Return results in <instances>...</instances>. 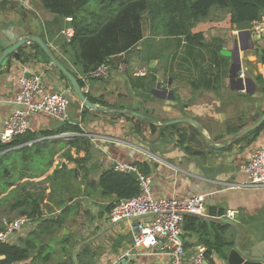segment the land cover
Instances as JSON below:
<instances>
[{
  "label": "crops",
  "instance_id": "obj_1",
  "mask_svg": "<svg viewBox=\"0 0 264 264\" xmlns=\"http://www.w3.org/2000/svg\"><path fill=\"white\" fill-rule=\"evenodd\" d=\"M155 11L156 8L153 14H159L155 22H150L149 17L145 21L141 18L142 35L138 43L107 59L111 66L109 78L87 82L86 96L104 108V112L89 109L85 112L68 81L61 78L53 64H45L40 59L31 43L16 50L19 58L11 54L6 57L0 64V131L2 121L16 107L11 101L19 90L18 80L37 74L45 90L61 92L68 99L66 124L78 126L83 133L77 135L88 141L87 153L81 148L77 154L82 160L73 187L79 189L80 194L72 200L69 198L68 202L77 203L81 207L79 214L83 216L82 209L88 210L89 230L98 228L99 233L108 226L106 206L117 201L114 195L103 194L98 188L103 171L114 163L144 164L155 198L203 195L207 216L217 217L208 212L222 213L221 217L227 211L234 212L231 218L234 226L226 225L223 231L218 230L229 245L217 250L203 243L197 233L183 230L181 238L187 251L204 245L210 252L211 264H224L228 250L236 244L252 257H264V188L244 186L247 177L243 171L252 151L264 147V35L256 38L250 33V41L245 36L240 40L241 46L252 45L250 49L239 50L238 76L242 72L240 78L247 80L245 91H242L230 83L231 58L220 52L232 51L237 32L246 29L233 25L230 36L223 27L209 29L203 33L201 43L195 45L187 41L186 34H175L176 23L170 15L174 17L177 13L172 5ZM224 11L213 7L207 19L221 18ZM66 28H71L70 22L46 11L39 0H0V48H8L22 37H38L65 69L78 78L85 73L77 63V49L68 45L61 34ZM156 44L163 50L151 49L145 53L147 46ZM121 63L128 67H146L149 71L143 77H135L130 68L120 71ZM164 90L170 92L172 98H161ZM124 110L144 116L145 119L140 120L154 125L155 132L145 124L140 125L138 133L135 122L124 117L129 115L123 113ZM261 118L259 126L249 131L248 128ZM171 121H175L171 125L176 127L163 131L164 124ZM63 124L39 113L30 116L29 131H56ZM180 132L186 135L182 144L179 143ZM252 133L255 137L249 140ZM64 136L74 135L64 133L45 138ZM42 139L41 136L37 138ZM72 152L75 154L74 150ZM48 174L25 178L17 184L25 180L42 181ZM40 183L45 194L48 193V183ZM38 222L34 220L25 237ZM66 224L54 235L41 237V244L44 239H51L55 243L54 252L58 253L56 258L50 256L45 264H73L57 250ZM133 225V221L121 223L86 244L92 251L87 264H161L157 255L136 249L131 251ZM211 229L214 234L215 230ZM78 240L74 238L75 242ZM210 240H214L212 234ZM125 251L130 254L124 257ZM35 256L33 251L31 258ZM37 259V264H44L41 256Z\"/></svg>",
  "mask_w": 264,
  "mask_h": 264
},
{
  "label": "trees",
  "instance_id": "obj_2",
  "mask_svg": "<svg viewBox=\"0 0 264 264\" xmlns=\"http://www.w3.org/2000/svg\"><path fill=\"white\" fill-rule=\"evenodd\" d=\"M39 2L49 13L60 18H71L73 36L68 45L77 49V63L80 64L83 73L95 69L107 62L112 55L125 52L138 43L141 38L140 14L144 11L148 12L150 22H155L159 15L158 9L172 5L177 13L174 17L170 15V19L176 23L175 34H186L187 41L195 45L201 43L203 33L209 29L223 27L230 36L233 25L238 29H247L252 22L259 20L264 14V0H160L159 2L39 0ZM213 7L225 10V15L221 18L207 19ZM154 8L157 14H153ZM31 46L36 53L37 45L31 44ZM60 76L67 82L64 75L60 74ZM77 80L80 86H83L78 78ZM86 98L95 103L90 97L86 96ZM83 109L85 112L88 111L85 107ZM124 117L135 122V130L138 133L141 131L140 125L147 124L131 115ZM147 125L151 132H155L154 125L151 123ZM175 127L176 125L165 126L162 130ZM64 133H72L74 136L45 138ZM82 133L78 126L64 123L56 131L39 133L28 131L16 137L11 143L0 145V195L6 193L0 200H11L12 211L39 221L37 227L27 237L21 239L19 244L0 246L2 257L0 264H37V257L46 251L45 245L41 244V237L54 235L64 227L69 217L80 212L81 207L73 201L68 202L67 197L71 200L74 198L73 182L79 177V165L82 160L77 155L78 151L82 148L87 153L88 150L87 139L78 136ZM40 136L43 139L37 140ZM185 138V133L180 132L179 143L182 144ZM72 164L75 167L70 166ZM137 168L142 174L147 175V167L144 164H137ZM46 173L49 174L43 182L48 183L47 194L44 192L45 189L35 187L30 181L25 180L17 184L25 178L33 179ZM13 186L15 187L12 188ZM98 188L103 194L114 195L117 200L131 198L139 191L134 173H117L110 168L100 175ZM112 206L113 204L106 206V211L108 212ZM208 214L217 217L222 215V213L209 212ZM211 228L215 230L214 234ZM226 228L224 224L190 215L184 216L182 224V230L197 233L203 243L217 250L229 245L221 237L222 232H218L219 229L223 231ZM211 234L214 238L212 242ZM58 244L60 254L72 263L68 254L75 243L70 241V235L62 236ZM33 251L36 252V256L31 258ZM80 253L82 255L76 254L77 264H87L88 262L81 259V256L91 257L88 255V247L84 246ZM209 254L210 252L207 251L206 258L208 264H211L208 259ZM50 256L49 252L45 253L41 257V262L47 263Z\"/></svg>",
  "mask_w": 264,
  "mask_h": 264
},
{
  "label": "built area",
  "instance_id": "obj_3",
  "mask_svg": "<svg viewBox=\"0 0 264 264\" xmlns=\"http://www.w3.org/2000/svg\"><path fill=\"white\" fill-rule=\"evenodd\" d=\"M65 20L70 22L71 18L66 17ZM246 30L253 35H264V14ZM61 34L69 42L73 30L66 28ZM118 68L120 71H127L130 68L135 77H143L149 71L146 67H128L126 63H121ZM110 73L111 66L107 62L100 64L78 77L83 85L81 89L85 93L86 84L90 79H108ZM240 77H243L242 72ZM18 85L19 90L11 101L16 107L2 121L0 145L9 144L16 137L28 132L29 118L32 115L43 113L59 123H66L68 120V99L61 92L45 90L39 75L23 76L18 80ZM110 169L117 173L136 175L138 193L131 198L117 200L105 216V222L108 224L125 218L139 217L131 227V251L136 249L157 255L162 260L161 264H208L207 248L204 245L199 244L193 250L187 251L181 238L185 214L207 215L203 195L182 199L155 198L151 192L150 177L142 174L136 165L114 163ZM243 171L247 177L244 186L264 188V147L252 151L248 162L243 166ZM233 216V211H227L222 217L231 219ZM34 220L20 215L3 226L0 229V246L17 245L34 225ZM129 254L130 251H125L123 256Z\"/></svg>",
  "mask_w": 264,
  "mask_h": 264
},
{
  "label": "water",
  "instance_id": "obj_4",
  "mask_svg": "<svg viewBox=\"0 0 264 264\" xmlns=\"http://www.w3.org/2000/svg\"><path fill=\"white\" fill-rule=\"evenodd\" d=\"M243 36H245L247 38V40L250 41L249 31L248 30H240L237 32V38L233 41V44H234L233 50L230 52L222 50L220 52L221 55L231 58L232 63H231L230 68H229V80H230L231 84H234V85L236 84L237 88L239 90L245 89L246 83H247V80H244L238 76L239 71H240L239 50H246L248 48L249 49L252 48L251 44L248 47L247 46H241L242 43L240 40ZM255 37L257 38L258 36L255 35ZM28 43L36 44L37 45L36 53L40 57V59L45 64H48V63L53 64L55 66V68L62 75L65 76V78L67 79V81L70 85L72 93L77 97V99L79 100L82 107H85L89 110H93L96 112L106 111L104 108L90 102L86 98V95L83 92V90L81 89L80 83L78 82L77 78L73 74H71L67 69H65V67L53 56V54L50 52L47 45L38 37H34V36L29 37V38L22 37L17 42H15L13 45L9 46L8 48H0V50H1L0 64L10 54L13 55L15 58H19V54L16 52V50L19 47L23 46L24 44H28ZM156 88L158 89L159 86H157ZM160 97L161 98H172V95L170 92H167L166 90H164ZM122 112L129 114L131 116H134L136 118H139V119H145L144 116H142L136 112H133V111L124 110ZM262 120H263V118H261V120L256 122L253 126L249 127L248 130L249 131L254 130L256 127L259 126V124L261 123ZM174 123H175V121H171V122L165 123L164 125L167 126V125H171ZM254 137H255V133H252L249 136V140H252ZM222 145H220V146H222ZM185 215L195 216V215H191V214H185ZM199 217H201L202 219L221 223V224H224L227 226H234L233 221L231 219H228L225 217H210L207 215L199 216ZM137 219H139V217L125 218V219H121V220H118L116 222H112V223L108 224V226L106 228H104L101 232H99L93 238L87 240L84 245H82V246H80L74 250V252L71 255V260H72L73 264H77L76 254L86 244H88L92 240L102 236L103 234L110 231L112 228H114L115 226H117L121 223H124L127 221H135ZM63 234L67 235L68 234L67 230H63ZM224 264H264V257H261V258L252 257V256H250L249 252L241 250L240 247L236 244L234 247H232L228 250L227 255L225 257V263Z\"/></svg>",
  "mask_w": 264,
  "mask_h": 264
},
{
  "label": "rangeland",
  "instance_id": "obj_5",
  "mask_svg": "<svg viewBox=\"0 0 264 264\" xmlns=\"http://www.w3.org/2000/svg\"><path fill=\"white\" fill-rule=\"evenodd\" d=\"M221 10H223V9H221ZM224 13H225V11L223 12V14ZM144 14H145V12H141V14H140V20L142 18V21H145L148 18V16H146V14L144 16ZM140 25H141V23H140ZM141 35H142V33H141ZM146 49H147V51H145V53H149V51H151V49H154V50L158 51L160 49L163 50V47H160V46H158V44H156V45H153V46H151V45L147 46L145 48V50ZM143 64H145V62H143ZM68 110H69V107H68ZM27 181H29V180H27ZM30 182H31V184H35V187L37 186V187L41 188L40 187V185H41L40 182H43V180L42 181H38V182L37 181H30ZM41 189H44V188H41ZM78 191H79V189H78ZM78 191L77 190L74 191V196L78 195V193H79ZM5 194L6 193L0 195V198L2 196H4ZM67 199H69V197H67ZM11 203H12V201L9 200V199L7 201L0 200V229L3 226H5L6 224H8L9 222H11L15 217L20 216L19 212L11 210V208H10V204ZM80 211H81V209H80ZM82 212H83L84 216L82 214H79L80 212L77 215L74 214L72 217H70V219L67 221V224H66L67 226H66L65 230H67V232H68L67 235H70V241L73 242L75 237H77L79 239L76 242L74 241L75 245H72L71 249L69 250V254L68 255H69L70 258H71V255H72V253L74 252V250L76 248L84 245L87 240L93 238L95 235L98 234L97 233L98 228H95L96 230H89L90 227L89 226L87 227L88 217H89L88 210L85 211V209H82ZM94 219H95V217H94ZM92 220H93V218L90 221H92ZM133 222L135 223V221H133ZM86 230H89V233H87ZM62 236H66V235L62 234ZM130 240H131V244H132L131 234H130ZM42 243L43 244L45 243L46 251L43 252V254H41L40 256L42 257V256L45 255V253L49 252L53 258H56L58 253L56 255L55 252H54L55 243H53V241L51 239H49V238L48 239H44V242L42 241ZM57 250H59V246H57ZM80 252H79V255H82ZM91 252L92 251L88 248V255H90ZM32 254H33V252L31 253V255ZM88 258H89L88 256H81V259L86 260L87 262H88ZM37 261H39V259H37ZM36 263H38V262H36ZM54 264H56V263H54Z\"/></svg>",
  "mask_w": 264,
  "mask_h": 264
}]
</instances>
